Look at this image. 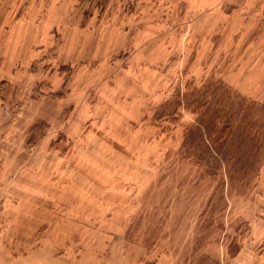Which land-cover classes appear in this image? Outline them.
Returning a JSON list of instances; mask_svg holds the SVG:
<instances>
[{"label": "rangeland", "instance_id": "374dc122", "mask_svg": "<svg viewBox=\"0 0 264 264\" xmlns=\"http://www.w3.org/2000/svg\"><path fill=\"white\" fill-rule=\"evenodd\" d=\"M46 260L264 264V0H0V264Z\"/></svg>", "mask_w": 264, "mask_h": 264}, {"label": "trees", "instance_id": "16d2710c", "mask_svg": "<svg viewBox=\"0 0 264 264\" xmlns=\"http://www.w3.org/2000/svg\"><path fill=\"white\" fill-rule=\"evenodd\" d=\"M191 141L194 142L195 141V138L193 136H190L189 135L188 138L186 139V142L185 143L190 144ZM193 142H191V143H193ZM210 148L211 147L207 146V148L205 150H203L201 152H198V151L194 150L193 153L195 155H197L199 158L205 159V160H207V162H210L209 156L212 154V151H211ZM216 151L219 153L218 158H222L223 157L222 155L227 152V150H222L221 148H219Z\"/></svg>", "mask_w": 264, "mask_h": 264}, {"label": "crops", "instance_id": "0c3cea01", "mask_svg": "<svg viewBox=\"0 0 264 264\" xmlns=\"http://www.w3.org/2000/svg\"><path fill=\"white\" fill-rule=\"evenodd\" d=\"M34 263L36 264L37 262H34ZM43 264H53V261L52 260H46V261H44Z\"/></svg>", "mask_w": 264, "mask_h": 264}]
</instances>
